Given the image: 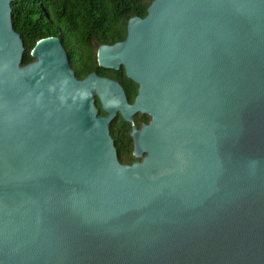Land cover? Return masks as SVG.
I'll list each match as a JSON object with an SVG mask.
<instances>
[{
  "label": "water",
  "instance_id": "obj_1",
  "mask_svg": "<svg viewBox=\"0 0 264 264\" xmlns=\"http://www.w3.org/2000/svg\"><path fill=\"white\" fill-rule=\"evenodd\" d=\"M0 0V264H264V0H154L78 81ZM97 97L105 116H98ZM132 126L118 161L109 124Z\"/></svg>",
  "mask_w": 264,
  "mask_h": 264
},
{
  "label": "trees",
  "instance_id": "obj_2",
  "mask_svg": "<svg viewBox=\"0 0 264 264\" xmlns=\"http://www.w3.org/2000/svg\"><path fill=\"white\" fill-rule=\"evenodd\" d=\"M153 1L16 0L11 4V20L13 30L24 45L22 66L33 62L30 53L39 41L57 38L78 80L85 79L90 73L107 78L115 76L114 79L122 83L128 102H131L132 83L126 78L123 68L118 72L99 68L97 52L101 46L124 42L129 20L144 19ZM99 110L104 113L100 106ZM117 128L129 145L125 151L126 160H134L130 151V124L120 117Z\"/></svg>",
  "mask_w": 264,
  "mask_h": 264
},
{
  "label": "flooded vegetation",
  "instance_id": "obj_3",
  "mask_svg": "<svg viewBox=\"0 0 264 264\" xmlns=\"http://www.w3.org/2000/svg\"><path fill=\"white\" fill-rule=\"evenodd\" d=\"M99 49V48H98ZM98 53V52H97ZM96 63H97V59H96ZM70 64V63H69ZM97 66H98V63H97ZM71 67V66H70ZM99 67V66H98ZM120 71V70H118ZM118 71H115V72H118ZM90 74H93V75H96L97 77L99 78H102V79H108V80H111V81H115L116 83H118L120 85V87L123 89L124 91V87L122 85L121 82L117 81L115 78V76H112L113 78H107V77H103V76H99L98 74L96 73H90ZM88 74L86 76V78L90 75ZM85 78V79H86ZM77 79V78H76ZM78 80V79H77ZM84 80V79H83ZM78 81H82V80H78ZM131 90H132V93H133V97H132V101L129 102L130 104H133L135 102V98L136 96L138 95V91H139V85L131 82ZM125 93V91H124ZM127 97V96H126ZM128 101V100H127ZM93 104H95V107L98 111V116H105L106 114L105 113H101L100 110H99V106H100V103L98 101V98L95 96L93 97ZM101 108V107H100ZM120 115L118 114L113 120L112 122L109 124V131H110V135L114 141V146L116 148V152H117V158H118V161L123 164V165H132L134 162H141L142 159L145 157V153L142 154V156L140 158H135L133 156V150H134V138L132 137L131 135V132H132V126H134L136 128V130H140L142 128V124H145V125H149L150 121H151V116L148 115V114H145V113H141V112H136L135 114H133L132 116V122L129 123L130 124V132H129V137L131 139V143H130V147H131V155L133 157L134 160H126L127 158L125 157V151L126 149L128 148L129 149V145H127V141L124 140L121 136V132L118 130L117 126H118V123H119V120H120ZM114 129V134H112V131ZM116 129V130H115ZM122 160L123 163L120 161Z\"/></svg>",
  "mask_w": 264,
  "mask_h": 264
}]
</instances>
